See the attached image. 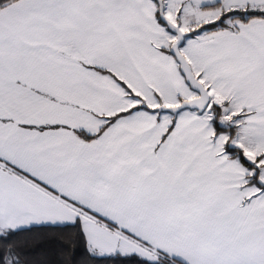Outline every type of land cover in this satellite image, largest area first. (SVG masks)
I'll use <instances>...</instances> for the list:
<instances>
[{
    "label": "snow or ice",
    "instance_id": "6c2138e0",
    "mask_svg": "<svg viewBox=\"0 0 264 264\" xmlns=\"http://www.w3.org/2000/svg\"><path fill=\"white\" fill-rule=\"evenodd\" d=\"M0 264H264V0H0Z\"/></svg>",
    "mask_w": 264,
    "mask_h": 264
}]
</instances>
